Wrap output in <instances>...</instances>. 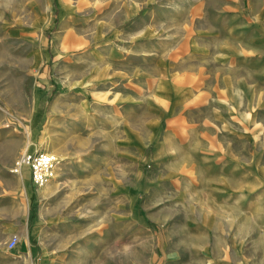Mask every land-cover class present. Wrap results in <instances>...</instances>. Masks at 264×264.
I'll return each instance as SVG.
<instances>
[{"label":"rangeland","instance_id":"1","mask_svg":"<svg viewBox=\"0 0 264 264\" xmlns=\"http://www.w3.org/2000/svg\"><path fill=\"white\" fill-rule=\"evenodd\" d=\"M208 88L214 102L199 101ZM79 103L92 117H72ZM211 109L230 131L195 118ZM36 150L58 158L41 187L15 170ZM249 171L254 201L264 0H0V264H245L243 203L220 231L212 214L204 237L196 227L202 202L231 179L243 191Z\"/></svg>","mask_w":264,"mask_h":264},{"label":"crops","instance_id":"2","mask_svg":"<svg viewBox=\"0 0 264 264\" xmlns=\"http://www.w3.org/2000/svg\"><path fill=\"white\" fill-rule=\"evenodd\" d=\"M163 80L168 81L171 87V92L172 94L170 95V99H163L164 101H172V98L176 95L177 89L176 85L178 83V80L174 77H164ZM205 84L204 86H206ZM212 90L208 88L204 90V94L199 98V101H202L203 99H207V102H214V94L211 92ZM190 98L188 96L186 97H179L178 100L188 101ZM175 100V99H174ZM58 105L57 101L53 104V109L55 110ZM76 110L73 112L72 117L76 119L80 118H88L92 117L93 112L92 108L87 106L85 103H79L76 104ZM39 109V108H38ZM54 112V111H53ZM222 115H225L226 117L230 116V112L228 110H216V109H211L210 111H198L195 115V118H199V122L204 126V127H212L214 125H219L221 124V127L219 129H226V130H231V127L229 126V121H221L219 117ZM53 116L55 114L53 113ZM96 117V116H94ZM36 121L39 122V113L38 116L36 115ZM191 118L193 116H188V121H191ZM111 124H114V121H111ZM72 130L77 133L78 132V127L77 128H72ZM234 134V133H232ZM226 143L228 144H234V137L231 139L228 138L226 140ZM229 146V145H227ZM77 152L82 153L84 152L85 148L81 146V148L76 149ZM75 171V168L73 165H71V162H69L68 167L65 165L64 168L62 169L63 176L65 177H70L71 174ZM264 182V176H260ZM224 181V180H223ZM233 182L232 184L230 183H222V187L220 188L221 195L223 197V200L220 201L219 204H212L208 201H203L202 202V207L201 208V222H197V230H198V235L201 237H204L205 233L207 232V229L209 228V217L208 215L212 214L213 219L216 217L218 220L217 225H213V227H217V231H220L218 227H226V225H229L232 222L231 215L235 214L239 208H241L240 204L243 205V213H244V221H245V228H244V261L245 264H252L254 261H264V189L260 190L256 196H254V201H253V195H252V174L251 172L244 173L243 175V191L237 192L236 191V181L231 179ZM235 181V182H234ZM228 182H230L228 180ZM238 199V200H237ZM242 200V201H241ZM256 203L257 210L255 209V213L253 215L252 211V204ZM238 204V206H237ZM217 212V213H216ZM235 212V213H234ZM233 218V217H232ZM254 220L255 228L254 231L252 230V221ZM257 230L259 231V236L255 237L256 242H254V245H259V256L257 257V253L252 251V246H253V235L257 236ZM258 239V240H257ZM213 248V247H212ZM203 250V249H202ZM207 250V249H206ZM205 250V251H206ZM225 244L224 243H218V246H215L213 248L214 254L212 255H217L219 254L220 257L224 258V253H225ZM208 255V253H204L203 256ZM254 256V257H253Z\"/></svg>","mask_w":264,"mask_h":264},{"label":"built area","instance_id":"3","mask_svg":"<svg viewBox=\"0 0 264 264\" xmlns=\"http://www.w3.org/2000/svg\"><path fill=\"white\" fill-rule=\"evenodd\" d=\"M57 161V156L52 152L43 150L26 151L19 157L15 170H20L23 166L28 167L33 185L41 187L54 178ZM19 241L20 236L17 233H12L7 245L9 248H14Z\"/></svg>","mask_w":264,"mask_h":264},{"label":"bare ground","instance_id":"4","mask_svg":"<svg viewBox=\"0 0 264 264\" xmlns=\"http://www.w3.org/2000/svg\"><path fill=\"white\" fill-rule=\"evenodd\" d=\"M202 69H203V68H202ZM197 71H198V70H197ZM197 71H196V72H197ZM203 71H204V70H203ZM134 72H136V71L134 70ZM101 74H102V73H101ZM135 75H136V74H135ZM97 76H98V75H97ZM100 76H101V75H100ZM203 77H204V76H203ZM185 80H186V79H185ZM231 99H232V98H231ZM53 154H54V153H53ZM57 154H58V153H57ZM232 156H233V155H232ZM233 157H234V156H233ZM24 167H25V166H24ZM23 173H24V172H23V170H22V172L19 174V176H20V177H23V175H24ZM216 213H217V212H216Z\"/></svg>","mask_w":264,"mask_h":264}]
</instances>
